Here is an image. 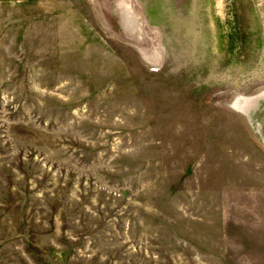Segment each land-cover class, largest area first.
I'll list each match as a JSON object with an SVG mask.
<instances>
[{
  "label": "rangeland",
  "instance_id": "1",
  "mask_svg": "<svg viewBox=\"0 0 264 264\" xmlns=\"http://www.w3.org/2000/svg\"><path fill=\"white\" fill-rule=\"evenodd\" d=\"M0 264H264V0H0Z\"/></svg>",
  "mask_w": 264,
  "mask_h": 264
}]
</instances>
